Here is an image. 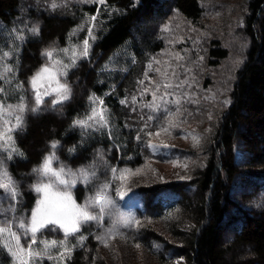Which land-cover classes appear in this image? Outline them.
Segmentation results:
<instances>
[{
    "label": "trees",
    "instance_id": "obj_1",
    "mask_svg": "<svg viewBox=\"0 0 264 264\" xmlns=\"http://www.w3.org/2000/svg\"><path fill=\"white\" fill-rule=\"evenodd\" d=\"M44 9L29 0H0V102L25 105L23 125L12 132L21 154L8 159V152L0 150L3 170L19 192L13 201L0 189V227L11 222L21 240L29 237L18 227L19 220L27 227L38 198L33 186L44 180L70 188L83 210L99 219L67 236L58 226L40 229V237L63 235L72 251L65 263L37 258L32 264H264V193L259 206L245 207L232 199L231 186L241 170L234 150L240 138L255 155L249 167H264V0H244L241 5L242 34L248 42L245 59L233 72L229 103L216 108L206 101L199 114L185 120L207 121L196 152L201 162L191 164L187 177L140 182H132L133 173L153 168L162 155L149 148L157 128L135 104L138 81L151 55L165 47L162 26L176 14L200 22L201 0H105L101 5L68 0L63 9ZM84 12L99 13L96 36L87 58H80L65 76L69 99L53 107L56 98L43 96L33 112L36 90L31 78L52 58L42 53L63 50ZM32 27L38 32H31ZM204 40L206 63L220 65L229 54L223 39L215 35ZM96 97L103 100L108 125L87 130L74 126ZM19 114L12 109L7 126H13ZM52 142H58L55 150ZM49 155L56 158L52 167L64 168L66 185L33 171ZM69 170L75 175H67ZM251 174L264 176V169ZM0 182L7 183L2 171ZM104 185L108 187L101 191ZM98 194L113 203L99 205L94 202ZM228 229L230 240L224 239ZM0 264H13L1 238Z\"/></svg>",
    "mask_w": 264,
    "mask_h": 264
},
{
    "label": "rangeland",
    "instance_id": "obj_2",
    "mask_svg": "<svg viewBox=\"0 0 264 264\" xmlns=\"http://www.w3.org/2000/svg\"><path fill=\"white\" fill-rule=\"evenodd\" d=\"M85 1L97 2L101 5L105 0ZM67 2L68 0H29L32 6L50 10L63 9ZM243 4L244 0H201L203 14L199 21H203L202 23L198 21L190 22L176 14L171 16L162 26L165 47L157 54L151 55L148 69L138 81L137 94L134 96V99L138 101L135 104L147 112L149 121H154L155 128H157L156 135L150 141L149 148L154 155H162L160 156L162 162L157 163L153 168L148 166L142 171L140 169L136 170L132 175V182H140L150 177L158 179H163V176L187 177L191 173V164L195 165L201 162L202 158L200 157V161L196 160L198 158L196 152L201 146L200 136L203 137L206 131L204 125L207 124V121L192 118L191 123H186L185 120H189L188 117L192 113L193 115L199 114L206 101L216 108H221L222 104L229 103L228 92L234 78L233 72L239 68L245 59L248 42L242 34L243 20L240 11ZM98 16L99 13L91 15L84 12L82 14L81 23L70 31L67 45L63 48V50L68 49V51L54 52L50 61L38 69L37 72L47 65L50 73L54 75L46 73L41 79H38L36 91L41 94L48 91L51 94L47 96H54L58 99L52 89L66 84V75L61 73L66 72L67 74L69 69L82 58L81 53L83 52L85 39H88L91 48L93 39L89 38V29H92V36H96ZM185 32H188V34H185ZM193 32L195 34L191 35ZM215 35H218L219 39H223L229 54L220 65L210 67L205 60L204 39L207 40L208 37H215ZM6 52L9 53V50L4 51V53ZM73 55L77 57L74 64ZM1 61L0 56V63ZM100 101L103 102L99 97L94 98L89 113L75 119V121H88L94 107L98 114H102L107 121L105 107L100 104ZM0 105H2V108H0V132H4L6 128L12 127L10 124L7 126V121L12 120V108L2 102H0ZM149 105H152V107H149ZM89 123L91 126L81 128L87 130L101 127L95 120ZM106 124L108 125V122ZM9 135L12 138V144L6 146V138L0 140V149L5 147L15 148L16 153L20 155L21 152L14 143L12 132ZM234 150L235 159L241 170L234 176L231 184L233 188L232 199L245 207L259 206L263 199L264 187L261 184L264 183V176H255L251 172L263 170L264 167L263 169L261 166L249 167L251 158H254L255 155L246 146L245 142L241 141V138L236 142ZM171 155L172 157H170ZM180 155L184 157L180 158ZM192 155L194 157L188 158ZM52 168L56 170L54 167ZM59 179L65 180L62 174ZM44 185H49V187L38 192V198L32 212L33 210L42 211L46 203L52 199L65 197L67 199H64L63 203L69 216L78 209L83 210L74 199L70 188L53 186L51 182L44 183L43 180L39 186L43 188ZM61 185L63 186V184ZM101 196L104 198L103 195ZM98 204L101 205V203ZM31 216L27 227H30ZM86 222L88 221L78 220L76 227L79 229L81 224ZM229 228L233 229L232 225ZM60 229L65 234L64 229ZM231 229H228L224 239L230 240ZM11 231L15 232L12 227ZM38 232L35 234L36 243L34 244L32 243L33 236L30 231L29 237L22 240L15 232L19 237L18 244L15 240L9 239L6 233L0 236L2 243L6 245L12 255L13 264H32L33 260L37 258L56 259L60 263H65L72 251L71 248H68L67 239L63 235L60 237H40L37 235ZM72 233L74 232L70 234ZM53 241L56 242L55 246L51 244ZM45 243H47V247ZM121 246L124 249L130 247L128 245ZM139 255H142L140 251Z\"/></svg>",
    "mask_w": 264,
    "mask_h": 264
},
{
    "label": "snow or ice",
    "instance_id": "obj_3",
    "mask_svg": "<svg viewBox=\"0 0 264 264\" xmlns=\"http://www.w3.org/2000/svg\"><path fill=\"white\" fill-rule=\"evenodd\" d=\"M53 7H55V5H53ZM93 19H95V17H93ZM30 31L33 33H37L38 28L32 27L30 29ZM89 38L95 39V37L92 36V29H89ZM18 39L22 40V39H24V37L21 35L18 37ZM89 49H90L89 41H88V39H85L84 45H83V52L81 53V56L83 58H87V56L89 54ZM63 51L67 52L68 49H64ZM42 55H46L49 58H51L53 55V52L45 50V52H43ZM4 56L8 57V56H10V53L6 52V53H4ZM76 59H77V57L75 55H73V64L75 63ZM64 67H67V66H64ZM5 71H11V69L6 68ZM46 73H49L50 75H54V74L50 73L49 67L47 65H45L40 69L39 72H37L33 76L32 80H31V84H32V88L34 91L37 88V80L41 79V77H43V75ZM61 74L66 75V72H63ZM2 91H3V89H0V92H2ZM52 92H55L56 95L58 96V99L52 101V105H53V107H55L57 104H60L63 101L69 99L70 94H71V89L68 87L67 84H63V85H59L57 88L52 89ZM50 94L51 93L48 91H44L43 94H41L39 91H36V95H35L36 108H33L32 111L33 112L38 111L40 105L43 103V96H47ZM154 98H155V96H154ZM91 99L92 98L90 97V100ZM93 103H95V101H93ZM100 104L102 105L103 102L100 101ZM8 107L12 108L14 111H16L20 114L15 116L16 123L11 128H6L4 132H0V140H5V138H6V140H5L6 146L12 144V138L9 135V133L16 131L22 127V125H23V115L22 114L25 110V105L23 103H20L19 105H16V106L9 105ZM149 107H152V105H149ZM0 108H2V105H0ZM93 120H95L96 123L99 124L100 126H105L107 123V121L104 119V116L102 114H98L96 108L94 107L92 109V115L88 117V121L76 120V121H74V126L89 127V126H91V124L89 122L93 121ZM57 144H58V142H52L50 147L53 150H55V148L57 147ZM151 147H155V146H151ZM0 150L8 151V159H12V155L17 152V150L15 148L9 149L8 147H5L4 149H0ZM54 159H56L54 155L46 156L44 158L40 168H38V169L34 168L33 171L34 172H40V174L42 176H54V177H57L59 179L61 174L64 173V168L62 167L59 171L54 170L51 167V162ZM0 171L3 172V177L7 180V183L0 182V189H4L6 194L8 196H10L13 199V201H15L16 197L19 195V192H18L17 187L15 186V182L12 181L10 176H8L6 170H3V161L2 160H0ZM67 175H75V173H72L71 170H69L67 172ZM80 175L85 181H87L88 176H87V173L85 172L84 169L80 170ZM72 182L74 183L75 181H72ZM59 183L60 184H66L68 182L63 180V179H59ZM33 187H34L35 191L40 192L42 190H46L49 187V185H44L43 188L40 186H33ZM107 187H108L107 185L102 186L101 191H105L107 189ZM117 194L120 196H123V193L118 192ZM64 199H67V197L52 199L46 203V206L42 211L41 210H33L32 216H31L30 227L25 226L23 219L19 220L18 227L21 229H24L25 235H27L29 231L31 232V234L33 236V241H32L33 244L36 243L35 238H34L35 234L40 229L48 227L49 225L58 226V227L64 229L65 235L67 236L71 232L78 231V228L76 227V222L78 220L89 221V220L99 219V217L89 215L87 213V211H84L81 209L74 211L71 214V216H69L67 214V211H66V206L63 203ZM94 202L101 203V204L113 203L110 200H105L99 194L94 198ZM6 223L8 224V227L7 228H0V236H3L6 233L9 239L15 240L18 244L19 237L16 235L15 232L11 231V222L6 221ZM55 243H56L55 241L51 242V244L53 246H55ZM45 246L46 247L48 246L47 243H45ZM36 255L38 256L39 254L37 253Z\"/></svg>",
    "mask_w": 264,
    "mask_h": 264
}]
</instances>
